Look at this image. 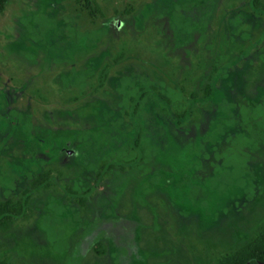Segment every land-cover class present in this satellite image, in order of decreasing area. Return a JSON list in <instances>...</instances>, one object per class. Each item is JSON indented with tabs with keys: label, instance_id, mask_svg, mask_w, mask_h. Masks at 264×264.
<instances>
[{
	"label": "rangeland",
	"instance_id": "1",
	"mask_svg": "<svg viewBox=\"0 0 264 264\" xmlns=\"http://www.w3.org/2000/svg\"><path fill=\"white\" fill-rule=\"evenodd\" d=\"M262 100L264 0H8L0 14V202L41 172L50 179L0 235V256L110 264L90 244L78 255L74 248L93 216L124 213L148 228L139 232L143 261L131 264H216L264 233V142L252 183L225 194L208 188L199 142L232 119L230 104ZM61 139L74 151L44 152ZM134 141L142 154L129 180L95 179L109 161L123 162ZM87 187L81 206L66 193Z\"/></svg>",
	"mask_w": 264,
	"mask_h": 264
},
{
	"label": "trees",
	"instance_id": "2",
	"mask_svg": "<svg viewBox=\"0 0 264 264\" xmlns=\"http://www.w3.org/2000/svg\"><path fill=\"white\" fill-rule=\"evenodd\" d=\"M7 2L8 0H0V14L4 11ZM84 2L87 4V0H84ZM165 3L168 4L167 1H165ZM179 9L181 10V8L177 6L172 13L175 24L178 19L177 14L180 12ZM204 96H209L208 86L204 88ZM232 104H230L231 106L229 105L230 107L226 104V107H235L236 109L235 114L226 111L229 117L232 115V119L214 124L211 129L213 132L206 139L199 142L198 146L203 164L201 170L206 173L210 183L208 188H215L219 194H225L233 187L236 189L244 187L246 179L249 183H252L254 177L252 159L255 152L260 149L259 146L264 142V100L252 105L247 103ZM138 106L139 103L135 102L134 111ZM124 115H128L127 112H124ZM230 125L237 126V131L233 134H226L225 128ZM210 141L213 142V144L208 148L207 143ZM138 146V142L134 141L133 145L130 146L128 157L123 160V162L116 163L114 161H109L106 165L101 166L100 172H98L95 179H99L100 174L110 173L112 177H117L121 182L129 180L138 168V163L134 162V158L136 156L141 158L142 150L141 147L138 148ZM201 178L204 179L205 175ZM49 179L46 173H39L29 184V187L21 191L19 197L7 198L0 202V235L5 234L13 225L14 221L22 217L27 211L29 196L32 191L48 189L49 186L47 181ZM152 181L151 179V182ZM90 188L87 187L81 192L75 189L67 190L66 193L72 196L78 203V206H81L85 202L86 197L90 195ZM243 190L246 191V189ZM123 214L124 213H121L119 218H115L113 221L119 220L120 222L122 219L126 224H134L132 220L127 219L128 217ZM92 220L94 224L91 228L93 227L92 230L97 234L101 228L100 224H102V221L96 216H93ZM138 226L135 228L136 232L138 228L139 230L147 228L145 224L141 225V223L140 226ZM139 244L140 242L135 243L137 251H135L136 255L133 256V259L140 258ZM96 246L95 251L101 253L103 250L100 244L96 243ZM168 249V253L171 252V257H173L174 253L172 248ZM140 259L143 261L142 257ZM131 261L132 258L130 259V262ZM0 264L16 263L11 262L8 258L0 256ZM216 264H264V233H257L251 236L240 246L235 247L231 253L220 258Z\"/></svg>",
	"mask_w": 264,
	"mask_h": 264
},
{
	"label": "flooded vegetation",
	"instance_id": "3",
	"mask_svg": "<svg viewBox=\"0 0 264 264\" xmlns=\"http://www.w3.org/2000/svg\"><path fill=\"white\" fill-rule=\"evenodd\" d=\"M257 1H259V0H251L252 6H255ZM98 35L99 34H97V36ZM27 63H28V65L32 66L33 69H35L37 67V72H39V65L36 62H27ZM44 63H47V62H44ZM72 75H73V71H72V69H70V70H68L67 73L65 72L64 75H60V76L63 77L65 81H67L68 77H70ZM5 120L8 124H12V123L16 124L15 120L11 121V120H8V118H6V117H5ZM32 127L33 126L30 124H25L24 125L25 132L27 129V130H30V133H31ZM68 142H69L68 140L61 139V140H59L58 143H55V144L51 143L48 147L45 145L47 148L44 146V152H50L51 156L52 155L59 156L61 154H63V155L67 154V152L74 151L70 148V146H72L71 143H68ZM41 173H43V172H41ZM46 174L48 175V173H46ZM85 201H87V197H86ZM134 215L135 214H133V217H131V218H127V219L132 220L134 222V224H126V222L124 220L122 221V219L120 222H119V220L113 221V219L119 218L120 214L115 216V218H107V219L98 218L102 221V224L99 223L101 225V228L97 234L94 233L95 231L92 230L93 227L92 228L90 227V225L92 226L94 224V222L92 220L86 226L85 231H83V233L81 234V237H80L81 243L78 242V244L75 246V248L73 247L76 250V254L79 253L77 251V248L81 244L82 245L90 244L91 246L94 247V249L92 250L94 255L96 257H104L105 255L109 256L110 264H131L132 261H138V259H133V256L136 255L135 251H137L136 250L137 247H135V243L141 241V236L139 235V232H140L139 228H138L137 232H136L135 228L138 225L140 226V223H141V225L144 223H142L137 217L135 218ZM130 237H133V241H130ZM83 242H84V244H83ZM103 242L107 243L109 245V247L111 246V251L109 253L104 249V247L102 245ZM96 243L100 244V246L103 250V251H101V253H98L95 251V249L97 247ZM131 258H132V261L128 263V261ZM68 259H69V257L66 258L67 261H68Z\"/></svg>",
	"mask_w": 264,
	"mask_h": 264
}]
</instances>
